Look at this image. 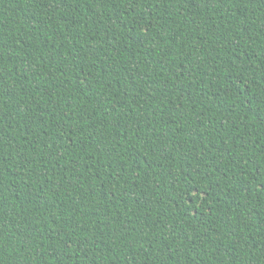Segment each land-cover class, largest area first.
I'll return each instance as SVG.
<instances>
[{
    "label": "trees",
    "instance_id": "16d2710c",
    "mask_svg": "<svg viewBox=\"0 0 264 264\" xmlns=\"http://www.w3.org/2000/svg\"><path fill=\"white\" fill-rule=\"evenodd\" d=\"M264 0H0V264H264Z\"/></svg>",
    "mask_w": 264,
    "mask_h": 264
},
{
    "label": "snow or ice",
    "instance_id": "6c2138e0",
    "mask_svg": "<svg viewBox=\"0 0 264 264\" xmlns=\"http://www.w3.org/2000/svg\"><path fill=\"white\" fill-rule=\"evenodd\" d=\"M261 187H264V185H261Z\"/></svg>",
    "mask_w": 264,
    "mask_h": 264
}]
</instances>
